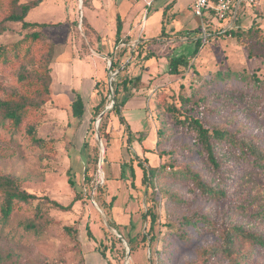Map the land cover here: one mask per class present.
Segmentation results:
<instances>
[{
	"label": "rangeland",
	"instance_id": "obj_1",
	"mask_svg": "<svg viewBox=\"0 0 264 264\" xmlns=\"http://www.w3.org/2000/svg\"><path fill=\"white\" fill-rule=\"evenodd\" d=\"M164 1L157 0L148 20L149 24L159 20L161 26L164 22L174 35L166 45H152L153 53L161 55L146 58L152 50L145 49V44L142 48L141 37L129 46L120 43L108 59L106 71H95L100 80L95 93L89 85L72 93L64 79L53 88L51 83L48 91L44 75L50 73L57 55L70 40L74 43L77 38L88 47L89 31L82 15L84 0H44L26 17L28 21L48 24L36 29L3 21L8 4L0 0V53L8 56L7 62L0 57V101L19 95L31 103L24 126L16 128L0 122V174L17 178L22 190L39 197L19 202L8 222L1 218L0 211V264H204V251L222 245L224 234L235 225H244L264 236V170L235 161L233 154L226 152L224 167L217 172L206 161L194 132L175 122L177 116L199 118L207 127L215 123L228 127L264 148V105L251 103L242 79L232 74L229 79L237 86L231 87L216 75L219 71L249 73L264 82V0L234 3L235 11L227 12L219 24L224 31H248L254 26L250 34L246 32L238 38L214 32L211 26L200 32L202 45L198 54L177 75L167 71L168 56H190L195 50L194 42L185 40L186 33L180 32L185 27L183 15L197 22L201 17L190 9L176 14L173 9L162 8ZM66 14L75 17L70 21L69 36L66 27L61 26ZM161 26L149 27V34H155ZM200 27L203 28L202 21L194 30ZM34 31L40 32L42 40L35 47L30 37ZM120 55L125 59L114 66ZM92 63L82 66L87 81L94 73ZM76 72L81 74L77 69ZM140 73L143 80L139 89L121 107L132 128L141 130L138 139L143 140L147 151L140 149L137 155L132 145L123 144L124 150L115 145L116 136L126 128L120 116L109 113L110 109L101 120L99 116L116 102V88L121 90L119 99L125 96L123 77ZM192 94L191 103L185 104L182 97ZM78 97L87 105L82 119L73 114L72 102ZM207 97L219 116L204 117L200 101ZM173 106L180 115H172L176 112L170 110ZM2 111L0 108V119ZM30 125H35L33 134L28 131ZM145 157L146 166L161 167L153 183L143 181L140 163ZM130 161L136 170L135 186L131 185ZM228 166L236 169L228 170ZM71 168L79 191L69 182ZM86 169L90 182L84 180ZM186 169L201 173L211 184L220 181L227 196L209 199L197 193L182 174ZM101 186L104 188H98ZM113 196L116 199L111 209ZM46 197L63 205L75 202L64 210L53 207ZM152 213L157 216L155 227H151ZM197 214L208 216L214 226L203 228L199 223L194 228L181 224L185 217ZM110 220L117 228L110 225ZM29 221L35 223L34 228L25 227ZM152 235L157 239L150 246ZM145 236L148 240H144ZM130 238H134L132 243ZM236 242L238 258H246V264H264L263 253L252 252L242 237H237ZM106 247L105 257L102 250ZM217 263L234 264V259L219 256Z\"/></svg>",
	"mask_w": 264,
	"mask_h": 264
},
{
	"label": "trees",
	"instance_id": "obj_2",
	"mask_svg": "<svg viewBox=\"0 0 264 264\" xmlns=\"http://www.w3.org/2000/svg\"><path fill=\"white\" fill-rule=\"evenodd\" d=\"M8 4L7 8V14L5 15L3 21H12V22H20L22 24V27L24 29H36V28H42L45 26H48L46 23H39V22H32L28 21L26 19L28 13L33 8L37 7L40 3H42L44 0H28L27 2L21 3L20 0H5ZM89 3V0H84V6H87ZM222 19H219L213 15L211 16L210 20L208 21L207 25L205 26V30H208V26H211L213 29H210L217 33H226L235 37H242L246 35V32L250 34L254 30V26H250L248 31H245L241 28L237 29H230V30H223L222 27H219V24L221 23ZM0 21V27L2 26V22ZM84 23L86 22L85 17L83 18ZM212 23V24H210ZM123 24L124 20L121 18H118L117 20V42H121V32L123 30ZM219 28V29H218ZM165 26L162 29L161 38H163V35L166 34ZM197 32H202L203 29L200 27L196 30ZM30 37L34 41V47L38 46L42 40L41 34L39 31H34L30 34ZM195 42V50L190 56L186 55H171L168 56V73L172 75L181 74L187 67H189L190 58L195 57L202 45V39L200 37L196 38L194 40ZM149 41H142L141 45L143 44L142 48L144 47V44H148ZM145 48V47H144ZM128 49V48H127ZM146 49V48H145ZM147 50H150L147 48ZM3 49H0V52H2ZM155 56L156 54L153 53V51H150V53L146 54L147 57ZM2 56V59L7 62L8 56L4 53H0V57ZM53 57V56H52ZM120 60L117 59L113 65L119 64ZM128 67V66H127ZM126 67L124 68V70ZM232 74H234L235 78L242 79L243 85L245 86V91L250 92V101L252 104H261V106L264 105V82L259 79V77L255 74H249V73H240V72H230V71H219L216 73L217 77L226 80L227 86H237L233 85L232 81L229 79L230 77H233ZM45 76L46 83L49 84L46 89L50 88V84L52 83V75H51V69L50 73L48 72ZM142 82V74H138L134 77L125 76L122 80V91L125 92V96L123 99H119L118 95L121 93V90L119 88L115 89L116 93V102L114 103L113 107L110 109L109 113L112 111L115 112L120 116L121 123L126 126V128L123 127V134H122V140L126 146H131L133 138L131 136L130 127L124 117V115L121 112V107L125 105V102L128 98H130L132 95H134L135 91L139 89V84ZM47 92V91H45ZM193 98V94L187 97H182V100L185 104H190ZM197 102V101H196ZM200 104L203 106V115L209 116L210 114L219 116V111L212 108L210 103L208 102V97L201 99ZM31 106V103L25 99L21 98L19 95L9 96L7 99L0 101V108L3 110L1 112V119L0 122L2 124H13L16 128H20L24 126L25 121L27 120V116L29 113V108ZM73 106V114L82 119L86 113L87 105L85 104V101L78 97L72 102ZM206 107V108H205ZM170 110L176 111L172 112V115H180V110L173 106L170 107ZM207 110V112H206ZM108 113V114H109ZM179 113V114H178ZM175 122L178 124H182L183 127L191 130L194 132L196 136V141L198 145L201 147V152L204 154L206 161L210 164L211 168L216 170L217 172L224 167V160L226 159V152H229L233 154V158L235 161H243L247 164L257 166L259 169L264 170V148L261 147L258 143H256L253 139H249L247 137H242L238 134V132H234L228 127L212 124L211 127H207L205 123L199 119V118H192L185 117L182 119L180 116H177L175 118ZM36 130L35 125H30L28 128V131L30 133H34ZM41 142V140H40ZM144 153L147 151L145 147H143ZM137 155H139L137 153ZM171 156L174 159L176 158L175 154L172 153ZM146 157L143 161H141L140 166L143 170V181H153L159 176V173L161 171V167L157 166H146ZM132 162H128L130 166V176H131V185L135 186V179H136V170L134 166L131 164ZM226 164V163H225ZM228 170H235L236 168L233 166H228ZM183 176L189 178V182L193 188L194 191L197 193L206 196L207 198H220V197H226L227 193L223 186L220 185V181H218L217 184H211L209 183L201 173L194 172L190 169H186L182 172ZM109 175L107 176V179H110ZM84 180L85 182L91 181V176L88 173V170L86 169L84 171ZM69 182L73 188L76 189V191H79L78 182L75 177V173L72 170V168L69 171ZM103 189L104 187H98ZM81 192V191H80ZM80 196V195H79ZM39 197L35 194H31L25 190H22L19 185V181L17 178L11 176V175H1L0 174V211H1V218L4 220V222H8L10 220V217L12 213L14 212L15 208L17 207L19 202H31L33 200L38 199ZM48 202L55 208H60L64 210H69L73 203L72 201L68 205H63L60 202L56 200H51L48 197H46ZM78 198V197H77ZM76 198V199H77ZM116 199V196H113L111 202L109 203V206L112 209V206L114 204V201ZM37 215H41V207H38ZM157 222V216L155 213H152V221H151V227H155V224ZM199 223H202L203 228H212L214 226V222L208 218L206 215L197 214L196 216H188L185 217L183 220H181L182 225H190L194 228H198ZM110 225L112 227L117 228L116 223H114L112 220H110ZM35 223L33 221H29L26 223L25 227L28 229L34 228ZM69 231L71 230V227H67ZM88 234L89 236H92L91 230L89 225H87ZM182 234V237L187 238V234L184 232H179ZM115 240H119V238H116L115 236L111 235ZM242 237L243 240L249 245L250 249L254 253H263L264 254V236L261 234H258L254 232L253 230L247 229L244 225H235L233 226L228 232H226L223 236V243L220 246H213L211 248H208L204 251V257L203 262L204 264H218L217 259L219 256H226L227 258L234 259V264H246L247 259L241 260L237 257V242L236 238ZM157 237H154L152 235L149 239L150 246L155 243ZM144 240H148L147 236L144 237ZM134 241V238H130V242L132 243ZM106 249L102 250V254L106 257ZM135 247H132V250H134ZM249 264V263H247Z\"/></svg>",
	"mask_w": 264,
	"mask_h": 264
},
{
	"label": "crops",
	"instance_id": "obj_3",
	"mask_svg": "<svg viewBox=\"0 0 264 264\" xmlns=\"http://www.w3.org/2000/svg\"><path fill=\"white\" fill-rule=\"evenodd\" d=\"M136 2H139V0H89L88 5L84 6L82 11L83 18L85 17L86 19V28L89 31V34L86 35L89 45L88 47L84 46L82 43L77 41V38L74 43H72L70 40L68 44H65L61 52L57 55L56 60L52 64V88L57 86L59 83L62 84V80L64 79L65 85L70 87L69 90L72 93H76V91L82 89L84 85H89V87L95 93L100 81L99 76H96V72L99 73V70H101V72L104 73L106 71L107 61L113 56L116 47H118L120 43L123 46H129L136 42L137 38L141 37L143 38L142 41H149L145 48L154 51L151 48L153 44L160 42L163 45H166V43H168L170 39L174 37L172 33L167 31L164 22L162 26L159 20H156L151 24L148 23L151 9L156 4L157 0H143L141 3ZM194 3L195 0H166L162 4V8L167 10L173 9L176 11V14H179L182 10L185 11L186 9L193 11L192 7ZM157 12L158 11L155 12V15ZM213 13L214 12L211 10L206 12L204 18L207 23L209 21L208 19L211 18ZM146 15L147 22L142 25ZM118 18L124 20L123 30L121 32V42L119 43L117 42L116 36ZM183 18L184 19L182 22L185 27L180 32L182 34L184 32L186 33L187 36L184 37L185 40L194 42L196 38L200 37L199 32L196 31L198 28L194 30V27L197 23L199 24V22L201 23L203 20L200 18L201 21L199 20V22H197V20L189 15H183ZM61 20L63 21L61 26L66 27L67 36H69L68 31L70 29V21H74L75 17L74 15L71 17V15L69 16L66 14ZM153 26H161L162 28L161 30L155 32V34H149L148 28H152ZM164 26L166 29L165 35L167 36L161 39L160 36ZM189 31L192 32L190 33ZM156 54L159 56L161 55L157 52ZM91 58L93 59L91 60ZM123 59H125L124 56L120 55L118 57V60ZM83 62H85V65H83ZM91 62H93L91 67H94V73L90 76L91 81H87L86 79H88V77L84 73L85 71H83L82 66H88L87 64H91ZM125 62L127 61L125 60ZM62 64H64L65 67H63ZM76 69L77 71L79 70V72H81V76L78 75ZM88 73L91 72L88 71ZM57 88L59 91L60 88ZM127 123L130 127L131 136L133 138L131 145L136 150V153L140 154V151L138 150L143 149L144 147L142 145L143 140L138 139L141 135L139 133L141 130L133 129L132 124L129 121H127ZM123 144L124 142L122 140V135L116 136L115 145H118L124 150L125 144Z\"/></svg>",
	"mask_w": 264,
	"mask_h": 264
},
{
	"label": "built area",
	"instance_id": "obj_4",
	"mask_svg": "<svg viewBox=\"0 0 264 264\" xmlns=\"http://www.w3.org/2000/svg\"><path fill=\"white\" fill-rule=\"evenodd\" d=\"M243 0H195L193 4V11L196 15L202 18L203 31H205L206 21L205 14L207 11L211 10L214 12L215 16L222 19L226 16L227 12L235 11V4H239Z\"/></svg>",
	"mask_w": 264,
	"mask_h": 264
},
{
	"label": "water",
	"instance_id": "obj_5",
	"mask_svg": "<svg viewBox=\"0 0 264 264\" xmlns=\"http://www.w3.org/2000/svg\"><path fill=\"white\" fill-rule=\"evenodd\" d=\"M83 5H84V4H83ZM116 74H117V72H116ZM113 105H114V104H113ZM113 105H111L110 107H107L106 110L100 114V116H99V117H100L99 120H101V119L103 118L105 112L108 111L109 109H111V108L113 107ZM99 138H100V136H99ZM100 139H101V138H100ZM103 151H104V147H103V144H102V152H103ZM128 251L130 252V251H131V248H128Z\"/></svg>",
	"mask_w": 264,
	"mask_h": 264
}]
</instances>
